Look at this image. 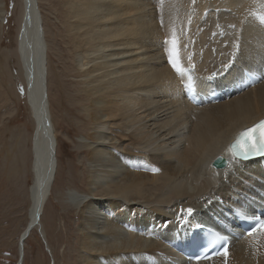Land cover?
<instances>
[{
	"label": "bare ground",
	"instance_id": "6f19581e",
	"mask_svg": "<svg viewBox=\"0 0 264 264\" xmlns=\"http://www.w3.org/2000/svg\"><path fill=\"white\" fill-rule=\"evenodd\" d=\"M1 1L4 23L8 10ZM58 1L53 11L62 18L64 47L50 45L41 8L50 0H22L17 28L36 125L30 218L19 240L23 259L35 231L46 237L43 217L60 169L48 85L51 49L72 54L76 92L87 102L88 193L68 194L82 219L85 264H253L264 254L263 233L233 241L227 256L205 263L182 260L167 242L217 219L226 221L228 233L235 225L227 209L254 212L264 196L263 161L213 164L226 159L227 145L242 129L264 117V81L214 106L196 108L185 98L192 70L207 77L229 69L231 77L264 67V0ZM173 40L182 75L169 62ZM64 103L61 109L73 111ZM188 208L193 214L182 215Z\"/></svg>",
	"mask_w": 264,
	"mask_h": 264
},
{
	"label": "rangeland",
	"instance_id": "374dc122",
	"mask_svg": "<svg viewBox=\"0 0 264 264\" xmlns=\"http://www.w3.org/2000/svg\"><path fill=\"white\" fill-rule=\"evenodd\" d=\"M50 1L51 4L41 2V8L51 34L50 45L56 51V45L64 47L66 41L59 21L62 18L53 11L59 1ZM4 2L8 13L4 23L0 22V264H19V240L30 218L36 125L26 100L25 80L16 51L22 0L1 1ZM48 59V85L54 116H57L54 123L60 169L43 217L46 237L38 231L33 233L26 242L22 264H85L88 253L83 251L81 244L82 219L79 210L71 205L68 194L88 193L89 151L83 144L90 129L83 109L87 102L82 104L84 97L77 93L79 82L75 78L78 74L73 71L72 54L67 50L54 52L50 49ZM64 102L73 111L61 109ZM253 264H264V254L256 257Z\"/></svg>",
	"mask_w": 264,
	"mask_h": 264
},
{
	"label": "snow or ice",
	"instance_id": "6c2138e0",
	"mask_svg": "<svg viewBox=\"0 0 264 264\" xmlns=\"http://www.w3.org/2000/svg\"><path fill=\"white\" fill-rule=\"evenodd\" d=\"M193 2H195V0H193ZM232 27H235V25H232ZM171 43L173 47L171 50H169V62L172 65L174 71L177 74L182 75L185 70L179 63L178 59L174 57L176 41L173 40ZM257 130L261 131L262 138L260 140L255 139V133ZM249 133H252V135H249ZM241 138L244 140V147L239 151L234 150V155L238 157L237 162L241 160H248L252 158L253 155L264 156V121H261L259 125L254 126L252 129H249L246 132L242 133ZM235 147L239 148V142ZM193 211L194 210L192 208L181 210L182 215L186 212L187 216H191L193 214ZM261 227H264V222H262ZM224 254L227 255L226 249Z\"/></svg>",
	"mask_w": 264,
	"mask_h": 264
},
{
	"label": "water",
	"instance_id": "95a60500",
	"mask_svg": "<svg viewBox=\"0 0 264 264\" xmlns=\"http://www.w3.org/2000/svg\"><path fill=\"white\" fill-rule=\"evenodd\" d=\"M214 165H215V167H216L217 169H221V168L224 167V165L220 164L219 161H216V163H215ZM28 230H32V227L29 226V227H28ZM24 238H25V237L22 236L21 240L23 241Z\"/></svg>",
	"mask_w": 264,
	"mask_h": 264
}]
</instances>
